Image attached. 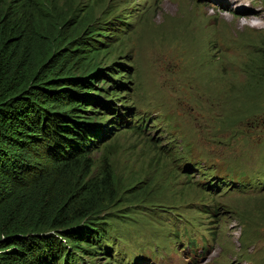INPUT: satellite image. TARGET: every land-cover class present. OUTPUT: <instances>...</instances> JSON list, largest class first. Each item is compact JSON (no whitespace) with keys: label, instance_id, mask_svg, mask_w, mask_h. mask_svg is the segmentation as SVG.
Segmentation results:
<instances>
[{"label":"rangeland","instance_id":"obj_1","mask_svg":"<svg viewBox=\"0 0 264 264\" xmlns=\"http://www.w3.org/2000/svg\"><path fill=\"white\" fill-rule=\"evenodd\" d=\"M20 2L0 0V13ZM34 3L82 33L127 22L89 59L126 67L119 95L131 111L107 118L137 120L142 132L119 131L89 155V187L105 163L119 182L96 218L111 253L82 246L72 264H264V0ZM91 82L95 94L110 88Z\"/></svg>","mask_w":264,"mask_h":264},{"label":"trees","instance_id":"obj_2","mask_svg":"<svg viewBox=\"0 0 264 264\" xmlns=\"http://www.w3.org/2000/svg\"><path fill=\"white\" fill-rule=\"evenodd\" d=\"M123 19L82 33L44 3L21 0L0 13V264L78 263L82 246L111 253L107 224L96 218L101 203L118 198L119 182L105 163L89 187V155L115 133L139 137L142 128L107 118L131 111L119 95L131 82L126 67L99 69L89 56L120 39ZM91 80L110 87L105 96L92 93Z\"/></svg>","mask_w":264,"mask_h":264}]
</instances>
